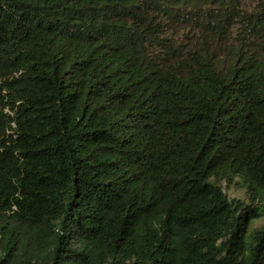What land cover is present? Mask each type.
I'll return each instance as SVG.
<instances>
[{
	"label": "trees",
	"instance_id": "obj_1",
	"mask_svg": "<svg viewBox=\"0 0 264 264\" xmlns=\"http://www.w3.org/2000/svg\"><path fill=\"white\" fill-rule=\"evenodd\" d=\"M262 219L264 0H0V264H264Z\"/></svg>",
	"mask_w": 264,
	"mask_h": 264
},
{
	"label": "rangeland",
	"instance_id": "obj_2",
	"mask_svg": "<svg viewBox=\"0 0 264 264\" xmlns=\"http://www.w3.org/2000/svg\"><path fill=\"white\" fill-rule=\"evenodd\" d=\"M225 193L228 197L239 198L245 203H250L246 189L240 186H231L230 188H224ZM264 223V219L253 222L252 226H259Z\"/></svg>",
	"mask_w": 264,
	"mask_h": 264
}]
</instances>
